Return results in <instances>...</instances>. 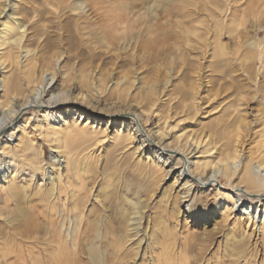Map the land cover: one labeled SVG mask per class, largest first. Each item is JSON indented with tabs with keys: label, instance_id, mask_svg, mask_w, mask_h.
<instances>
[{
	"label": "rangeland",
	"instance_id": "374dc122",
	"mask_svg": "<svg viewBox=\"0 0 264 264\" xmlns=\"http://www.w3.org/2000/svg\"><path fill=\"white\" fill-rule=\"evenodd\" d=\"M183 2L185 3L183 4ZM134 3L136 13L139 15L142 13L141 16L144 17H140L141 21L139 24L137 23V28L143 29V31L140 30L139 39L143 36L141 40L145 43L147 38V43H151L156 38L154 37L157 36L155 31L159 30L160 25V28L166 30L164 31L165 35L172 34L176 30L177 22L183 21L187 23L186 25L198 26L196 28L200 32L199 35L202 33L205 41L203 38V44L194 43L192 52L196 55L200 53V57L205 55V60L201 62L203 66L210 67H204V73L208 76L201 79L202 81L200 80V83L197 84L198 88L178 81L177 72L166 77L161 73V76L158 77L153 68L155 58L148 54L139 56L141 53L134 55L126 53L125 55L123 51L107 52L100 40H97L99 30L95 31L89 41L79 43L75 39L72 25L69 26V29L62 26L61 31H58L49 27L43 28L37 23L27 24L28 34L25 45L31 49V52L35 53L40 64L52 60L51 63L54 65L53 60L58 55L63 57L59 65L60 70L57 72V84L59 86L56 88V92L66 90L72 85L80 87L82 85L81 74L85 73L89 77L97 78L101 83L127 77V82L124 85L125 92L131 85L129 93L136 94L135 97L139 99L143 96L148 85H150L149 88L154 86L161 89L165 96L161 98L160 102H166L168 98L170 101L159 107H154V112L159 109L158 117L162 118H160L157 127L160 128V132H170L167 137L166 134L164 135L165 141L172 142L173 146L182 147V144L187 140L198 141L202 137L207 140L209 138L210 144L201 147L198 153L193 156V158L202 159L206 163L203 166L206 172L218 163L224 162L225 157L231 155L236 139L239 140L238 150H240L244 163H256V161L264 163V63L261 59L263 55L246 60L247 64L254 63L255 65V70L250 76L239 70L235 74L233 73L235 77L230 79L228 83L222 80L224 76L221 71L225 67L221 63L219 64L220 67L216 65L224 57L221 58L217 53L218 48H220L218 44L223 42L225 46L221 45L222 50L236 52V49H240L237 52L242 51L239 53L243 54L249 52L248 45L254 40L255 45H259L257 52L261 51V47H263L264 52V0H172V2L169 0H137ZM173 3L175 4L173 5ZM3 4L4 0H0V5ZM174 6L177 8L175 9ZM201 7L203 9L206 7L207 10L214 8L212 10L214 12L211 10L208 12L205 8L206 12L210 14V18ZM220 7L224 10L221 11ZM18 8L21 10L17 11L22 12L25 9L30 10L26 17L19 15L26 21V19L30 20L31 14L37 13L40 7H34L32 0H28L25 4H19ZM226 8L228 10H225ZM201 9L203 10L202 14L199 13ZM215 9H218L220 13L217 10V14ZM153 11L154 14H152ZM226 11L229 13L228 18H221L222 16L219 15L222 13L224 15ZM186 15H188V20L185 18ZM67 16L71 18L70 14H67L63 16V19ZM94 16L99 22L98 16ZM190 16L192 18H189ZM196 16H201V19ZM217 17L219 20L223 19L224 24L219 20L215 22ZM151 19L155 24L158 22L162 24L158 23L157 25H160L157 28L154 24V27L151 25L153 28L145 25L148 22L152 24ZM174 19L175 22H173ZM209 19L211 20L209 21ZM3 20L4 18H2ZM200 20L205 23L202 25ZM191 21L194 24L197 22L200 24L194 25ZM68 22H70L69 19ZM207 22H211L210 24L213 22V25ZM225 22L228 23L225 24ZM62 24L64 25V20ZM207 25L210 26L207 27ZM147 26L152 28L151 31L154 33L151 31L150 33ZM193 26L191 28H194ZM211 26L213 29L210 28ZM214 27L217 29L216 31ZM226 29L228 33H226ZM230 34H233L232 38ZM41 39L44 40L40 42ZM217 40L221 43L217 44ZM200 47L201 49H199ZM3 57V62L6 65L5 70L8 72L7 76L12 81L16 80L17 74L12 73V69L15 67L13 64L15 55L5 53ZM191 60L194 61V58L191 57ZM192 65L194 64L192 63ZM234 65L236 62L226 67L230 71ZM216 67L219 72L214 70ZM213 70L214 72H212ZM63 71H66L65 76L60 74ZM122 73H126V75L122 76ZM236 77L242 80L240 81ZM167 79V85L163 87L162 83ZM218 82H221L223 87L222 85L219 86ZM140 86H143L142 90ZM140 90L141 92H139ZM194 97H198V99ZM183 99L190 101V103L193 101L197 103L198 109L192 115H189L188 108L183 106ZM63 106L64 104L58 107L62 109ZM238 110L242 113L241 117L234 115L235 111ZM89 113L93 114V111L89 110ZM158 117L153 118V122ZM165 117L166 121L164 120ZM94 118L97 120L92 122L89 120V122L95 127L99 126L100 130L91 132L87 128L88 131L84 136L90 138L89 142L98 139L103 140L89 148L92 155L89 156L88 154L86 164L81 165V171L73 172L82 179V184L79 179L70 178L66 169H63L62 173L60 171L62 182L69 181L72 183L75 178L77 182L74 181L75 183L72 185H75L77 189L82 187V210L85 212L83 221L87 220L88 230L86 241L83 242V252L75 258L76 260H80L81 264H264V230L261 236L254 237L258 222L255 223V226L249 224L246 228L240 221H235L232 218L234 214L231 216L229 213L230 204L226 203L227 208L223 211V207L218 206L219 196L215 197V188L209 185L195 186L199 188V191H196L197 193L194 195L196 198L192 200L191 207L186 211L184 205L189 201L180 198L181 202L179 203V197L184 195V188H180L181 182L175 178L179 171L178 168L168 171L169 165L163 167L165 171L163 176L159 166L161 162L157 164V158L151 152L147 164L154 165V169L149 166L147 169L143 166L140 169L132 168L123 160L116 159L119 155L131 156L126 150L128 145L124 146L126 142L121 136L122 129L118 124H113L114 120L121 121L122 125L128 124V116L125 113L115 117L95 114ZM108 119L112 121V124L106 125ZM15 121H12V124ZM84 122L85 120L81 121L79 125L82 126ZM102 130L104 131L101 132ZM14 131V139L8 140L9 145L17 146V154L24 160L20 161V165L15 171L13 169L8 171L7 177L0 182V224L6 223L7 225L8 221H13V226L16 225L14 224L16 222L41 219L37 214L39 209L47 206L44 199L47 198L53 186L50 175H47L50 170L48 165L51 164L52 150L58 147L62 151L64 148L73 146V138L68 136L60 137L57 144H50L51 138H47L44 133L39 134L38 123L34 116L29 120L28 125L21 124ZM30 134L34 138L32 141L28 138ZM24 142L31 144L32 147L21 154ZM136 145L138 142L133 141L128 147L134 149ZM205 150L209 151L203 153ZM160 153L163 157L172 156L167 151ZM28 159H32L40 167V171L30 172L27 165ZM169 159L174 160L172 157ZM18 160L16 161L18 162ZM0 161L3 163V160ZM231 182L248 186L242 172L238 173ZM220 183L226 185L228 183L227 178L220 177ZM224 188L219 187V190H226ZM136 200L141 201L137 209L131 204ZM71 205L72 202L68 201V206ZM16 213L18 214L16 215ZM68 215L69 218L73 216L70 212ZM129 225L130 227H128ZM23 226L22 229L25 228ZM95 228H99V231L94 232ZM5 229L9 228L5 226ZM26 243L28 242L22 236H17L15 239L12 236L0 237V264H6V262L23 264L13 256L15 250L19 248L21 256L27 258ZM9 248L14 252L10 253L11 257L5 261L2 258V250L5 249L3 253H9L11 251L6 250Z\"/></svg>",
	"mask_w": 264,
	"mask_h": 264
},
{
	"label": "bare ground",
	"instance_id": "6f19581e",
	"mask_svg": "<svg viewBox=\"0 0 264 264\" xmlns=\"http://www.w3.org/2000/svg\"><path fill=\"white\" fill-rule=\"evenodd\" d=\"M136 1L32 0L33 6H39L40 8H38L37 13L31 14L29 17L31 18L30 20L26 19V21L19 17V15L26 17L30 10L25 9L23 12L17 10H21L18 8L19 4H25L28 2V0H4V4L0 5V160H3V163L0 161V182L7 177L11 169L15 171L17 166L20 165V161L24 160V158H21L20 155L17 154V146L9 145L8 140L14 139L15 128L21 124L28 125L32 116H34L35 121L38 123L40 131L39 134L42 135V133H44L47 138H51L49 140L50 144H57V140H59L62 136L73 138V146L71 148H64V150L61 151L58 147H56L52 150L51 164H47L50 167L47 175H50V181H52L53 186L50 193L47 195V198L44 199L47 206L41 210L39 209L37 214L41 217V219L38 218L32 219L30 221H20L21 223L16 222L14 223L16 224L14 226L13 221H8L7 225L6 223L0 224L1 238H8L12 236L15 239L17 236H22L23 239L28 242L25 244V248L27 249V258H23L21 256L19 248L15 250V255L13 256L15 259L20 260L23 264H81L79 262L80 260L78 261L75 258L81 255L80 253L83 252V242L86 241L85 239L88 229L87 220L83 221L85 218V212L82 210V187L77 189L75 188V185H72V183L77 182L78 179L82 184V179L77 176V173L73 174V172H77L79 170L81 171V165L86 164L88 154L89 156L92 155L89 148L103 140L98 139L89 142L90 138L84 136L88 129L91 130V132L100 130L99 126L95 127V125L90 124L89 122V120L91 122L97 120L94 118L95 114H106L108 116L115 117L116 115L125 113L126 116H128V124L122 125V122L117 120H114L113 124H118L122 129H120L122 132L121 136L123 141L126 142L124 146H129L133 143V141L138 142V145H136L134 149H129L128 146L126 147L127 152L132 157L119 155L116 158L117 160H123V162L128 163L132 168L140 169L141 166H143L147 169L149 166L150 168L154 169V165L147 164L149 161L148 156H151V152L157 158L156 163L159 164L161 162L159 166L163 176L165 175L163 167H167V165H169L168 171L174 170L175 168L179 169L175 178L180 180V188H184V195L179 197V203L181 202L180 198L189 201L184 205L186 211L191 207L192 200L196 198L194 197V195L197 193L196 191H199V188L195 186L199 185L201 187L209 185L212 188H215V197L219 196L218 206L223 207V211L227 208V205L225 204H230L229 213L231 216L234 214L232 218H234L235 221H240V223H242L246 228L249 226V224L255 226V223L258 222L259 224L258 227H256L254 237L256 238L257 236H261L263 234L264 163L259 161H256V163H244L242 160V155L240 154V150H238V139H236V142L233 145L231 155L225 157L224 162L218 163L215 165V167H211L210 170L206 172L205 168H203L206 163L202 159H198L196 157L193 158V156L198 153L201 147L203 148L205 145L210 144L209 138L207 140L202 137L198 141L187 140L185 143L183 142L184 144H182V147L179 145L173 146L172 142L165 141L170 132H160V128L157 127L161 117H158L159 109L154 112V107H159L162 104L170 101L168 98L166 102H160L161 98L165 96L161 89L154 86L149 88L150 85H148L144 90L143 96L139 99L135 97L136 94L129 93L131 85L128 91L125 92L124 85L127 82V77L119 78V80L110 81L107 83H101L97 78L89 77L85 73L81 74L82 85L80 87L77 85H72L66 90L63 89L59 92H56V88L59 86V84H57V72L60 70L59 65L63 60V57L58 55L53 60L54 65L51 63L52 60H47L40 64L37 61V56L35 53L31 52V49L27 48L25 45L28 34L27 24L37 23L43 28L49 27L51 29H57L58 31H61L62 26L66 29H69V26L72 25L75 39L79 43L82 41H89L93 34H95V31L99 30V37L97 40H100L102 46L107 52L117 53L118 51H123L125 55L126 53H130L132 55L141 53L139 56L148 54L149 56L155 58L153 61V68L156 70L158 77L161 76V73L166 77L177 72L178 81L187 83L189 85L191 84L194 88H198L199 86H197V84L200 83V80L208 76V74L205 75L204 73V67H209L203 66L201 62L202 60H205V55H201L200 57V53L196 55V53L192 52V46L194 43H204V37L202 33L199 35L200 32H198L196 28L198 26L194 27L191 24L193 21H191V23L189 22L191 25H186L187 23H184L181 20L182 22H177V25H174L176 30L172 34L165 35L164 31L166 30L160 28V24L162 23L158 22L160 23L159 26L157 25L158 23H153L151 19L152 24H149V19L145 17V19H148V21L146 20L148 23L143 22L147 23L145 25L151 26L154 24L156 25V28L159 26V30L157 29V32H159L158 34L154 30L157 35L154 36L156 38H154L151 43H147V38L145 43L143 40H141L143 36L139 39L141 28H137V23H140V17H144L141 16L142 13L141 15L136 13L137 11H135L134 8V2ZM170 1L172 2V0H169V2ZM223 2L225 3V1ZM184 3L185 2H183V4ZM174 4L175 3H173V5ZM171 6L172 4L170 5V9ZM174 7L175 9L177 8V6ZM205 8L206 7L202 9L205 10ZM202 9L199 10L201 11L199 12L201 14L203 13ZM166 10H168L167 7ZM206 10L205 13H207ZM209 10L211 9L209 8ZM209 10L207 11L210 12ZM222 10L224 9L221 8V11ZM225 10L228 9L226 8ZM138 11L140 12V10ZM154 13L155 12L153 11L152 14ZM67 14H70L71 18H69L68 15L63 19V16H66ZM228 14V11H226L224 15L222 13V15L219 16H222L221 18L226 19L228 18ZM94 15L98 16L99 22L96 21L97 17ZM188 15H186L185 18H187ZM208 15L210 18V14ZM191 16L189 18H192ZM201 16L196 17L201 19ZM213 17H215L214 14ZM2 18H4L3 21ZM218 18L219 17L216 18L217 21L216 19L214 21L218 22ZM68 19L70 22H68ZM63 20L64 25L62 24ZM186 20H188V18ZM210 20L211 19H209V21ZM222 20L219 21L224 24V20ZM173 22H175V19ZM194 22L196 21L194 20ZM202 23L204 24L205 22L202 21L201 24ZM207 23L210 24L211 22ZM226 23L228 22H225V24ZM210 25H213V22ZM210 25H207V27ZM227 25L229 26V24ZM191 26L194 28H191ZM202 28L205 27L202 26ZM210 28L213 29L212 26ZM151 29L149 28L147 30L150 32ZM214 29L215 31L217 30L215 27ZM141 31H143V29ZM151 32L154 33L153 31ZM209 33L212 34L210 31ZM226 33H228V31ZM232 35L230 36L231 38ZM43 40L44 39H41L40 42ZM208 41L210 42V40ZM214 41L216 43L215 38ZM218 41L219 40H217V44L223 42L222 39H220L221 42ZM253 41H251L248 45L249 52L244 51L245 53L243 54H240L242 51H239L240 53L237 52L240 49H236V52H227L225 49L224 51L221 49V45L223 46L224 42L222 44H218L220 46V48H218L220 52H217L219 53L218 56L221 58L222 56L224 57L219 60L216 65L217 67H220L219 64L221 63V65L225 67L221 71L224 76H222L223 81L225 80L228 83L230 79L235 77L233 73L235 74V72L239 70H242L245 74L250 76L253 73V70H255V65L254 63L247 64L246 60L249 58V60H251L256 56L262 57V54L263 57L261 59H263L262 62L264 63V52L262 50L263 47H261V51L258 53L257 51L259 49L257 47L259 45H255V41ZM199 49H201V47ZM5 53L7 55H15L13 62L15 67L12 69V73H16L17 78L15 77L16 80L14 81H12V79L7 76L8 72L5 70L6 65L3 62V56ZM191 57L194 58V61L191 60ZM211 58L213 59V56H211ZM212 61L210 62L212 63ZM191 62L194 65H192ZM213 62L215 63V61ZM235 62L236 65H234L232 68L229 67V71L226 66L234 64ZM217 67L214 68V70L218 71ZM214 70L212 72H214ZM227 71L229 72L226 73ZM65 72L66 71L60 72V74L65 76ZM135 72L137 73V71ZM124 75H126V73H122V76ZM238 79L240 81L242 80L241 78ZM167 82L168 79L162 83L163 87L167 85ZM205 84L207 83L205 82ZM218 85L221 86L222 83L218 82ZM140 87L142 90L143 86ZM141 90L139 92H141ZM171 99L173 100L174 98ZM195 99H198V97ZM183 100V106L186 109L188 108V114L192 115L198 109L197 103L194 101L193 103H190V101H185V99ZM63 104V108L60 109L58 106ZM89 110L93 111V114H90ZM240 112L241 111L239 110L235 111L234 115L241 117L242 113ZM155 117H158V119L153 122V118ZM14 120L16 121L14 124H12V121ZM83 120H85V122L82 126H80L79 124ZM164 120L166 121V117ZM110 123L112 124V121H109L108 119L106 125H110ZM42 129L44 130L41 131ZM103 131L104 130L101 132ZM6 136L7 138H5ZM28 138H30L31 141L34 140L32 134H30ZM176 139L179 140V138ZM23 144L24 145H22L23 148L21 154L25 153L26 149L32 147V145L28 144L27 142H24ZM159 151H167L169 152L168 154L172 156L163 157ZM208 151L209 150H205L203 153ZM169 157H172L174 160H170ZM17 159H19L18 162L16 161ZM27 162L30 172L34 173L35 171H40V167L37 166V164L33 162L32 159H28ZM41 165L44 167L43 164ZM63 169L67 170L70 178L75 177L77 180L74 178L75 182H62L61 173ZM240 172H242V175L245 177V181L248 186H245L246 184L242 186V184L238 185L231 182V180ZM220 177L227 178L228 183L226 185L221 184ZM78 185L81 186L80 184ZM219 187H225L224 189L226 190L221 191L219 190ZM68 201L72 202L70 207L68 206ZM221 201L223 203H220ZM140 202L136 200L135 202H131V204L133 207H135V209H137ZM69 212L71 215L73 214V216H70L71 219L68 217ZM136 212L137 211L135 210V213ZM17 214L18 213H16V215ZM130 225L128 227H130ZM5 226L9 229H5ZM22 226L24 229L21 228ZM98 231L99 228H95L94 232ZM3 250L2 258L6 261L9 259V257H11L10 253H13L14 251H11L9 248L6 250H10L11 252L3 253ZM6 264H13V262H6Z\"/></svg>",
	"mask_w": 264,
	"mask_h": 264
}]
</instances>
